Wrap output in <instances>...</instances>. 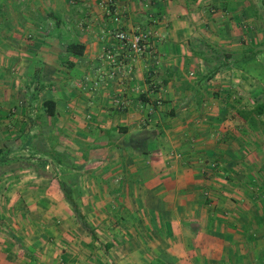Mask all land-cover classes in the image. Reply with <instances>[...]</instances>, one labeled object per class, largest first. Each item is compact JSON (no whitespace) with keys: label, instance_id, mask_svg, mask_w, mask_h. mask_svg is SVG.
Returning <instances> with one entry per match:
<instances>
[{"label":"crops","instance_id":"obj_1","mask_svg":"<svg viewBox=\"0 0 264 264\" xmlns=\"http://www.w3.org/2000/svg\"><path fill=\"white\" fill-rule=\"evenodd\" d=\"M262 93L264 0H0V264H264Z\"/></svg>","mask_w":264,"mask_h":264},{"label":"built area","instance_id":"obj_2","mask_svg":"<svg viewBox=\"0 0 264 264\" xmlns=\"http://www.w3.org/2000/svg\"><path fill=\"white\" fill-rule=\"evenodd\" d=\"M113 36L117 41H119L120 45L126 46L134 57L142 56V55H151L152 47H151V36L152 31L148 29H137L133 32H127L123 29H116L113 32ZM105 57L112 61V53L107 51L105 53Z\"/></svg>","mask_w":264,"mask_h":264},{"label":"trees","instance_id":"obj_3","mask_svg":"<svg viewBox=\"0 0 264 264\" xmlns=\"http://www.w3.org/2000/svg\"><path fill=\"white\" fill-rule=\"evenodd\" d=\"M67 51L70 53H77L81 54L84 50V46L79 43H69L67 44ZM42 107L44 112L49 115L53 116L54 110H55V101L52 99H45L42 102ZM248 114L254 113L256 115H264V102L256 103V105L253 107L252 110L247 112ZM61 190L63 191L66 200L73 206L74 211L76 213L77 218L79 219L80 223L87 228L88 230H91L90 226L86 223L82 213L80 212L78 205L76 201L72 197L71 189L63 184H61Z\"/></svg>","mask_w":264,"mask_h":264},{"label":"rangeland","instance_id":"obj_4","mask_svg":"<svg viewBox=\"0 0 264 264\" xmlns=\"http://www.w3.org/2000/svg\"><path fill=\"white\" fill-rule=\"evenodd\" d=\"M262 96L261 97H259V98H264V93H262L261 94ZM36 145V150H39V152H41V153H44V149L43 150H40L41 148H44V147H41V145L40 144H35ZM22 163V162H21Z\"/></svg>","mask_w":264,"mask_h":264}]
</instances>
